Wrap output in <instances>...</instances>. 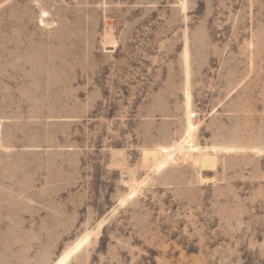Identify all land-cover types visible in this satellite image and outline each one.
<instances>
[{"label":"rangeland","instance_id":"374dc122","mask_svg":"<svg viewBox=\"0 0 264 264\" xmlns=\"http://www.w3.org/2000/svg\"><path fill=\"white\" fill-rule=\"evenodd\" d=\"M66 257L264 264V0H0V264Z\"/></svg>","mask_w":264,"mask_h":264},{"label":"bare ground","instance_id":"6f19581e","mask_svg":"<svg viewBox=\"0 0 264 264\" xmlns=\"http://www.w3.org/2000/svg\"><path fill=\"white\" fill-rule=\"evenodd\" d=\"M189 102H190L189 95H187L186 96L187 108H189ZM192 135H193V129L189 125V127H188V129L186 131L184 142H182L174 150L175 151L174 157H177L178 159H182V160H185V157H187V159L190 158L193 161L194 164L195 163L199 164L202 169L213 168L215 165L209 161L210 156L208 154L204 153V152L203 153L200 152L197 147L193 146V144H192ZM178 159H175V160H178ZM171 160H172V158H171ZM206 182H207V179H206ZM67 259H68V257L62 259L59 264H64L67 261Z\"/></svg>","mask_w":264,"mask_h":264}]
</instances>
